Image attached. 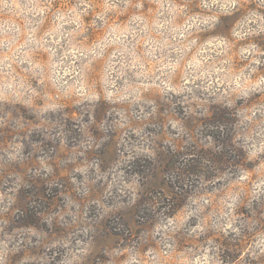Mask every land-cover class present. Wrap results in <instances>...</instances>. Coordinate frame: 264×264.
Instances as JSON below:
<instances>
[{
	"label": "rangeland",
	"instance_id": "rangeland-1",
	"mask_svg": "<svg viewBox=\"0 0 264 264\" xmlns=\"http://www.w3.org/2000/svg\"><path fill=\"white\" fill-rule=\"evenodd\" d=\"M0 264H264V0H0Z\"/></svg>",
	"mask_w": 264,
	"mask_h": 264
}]
</instances>
